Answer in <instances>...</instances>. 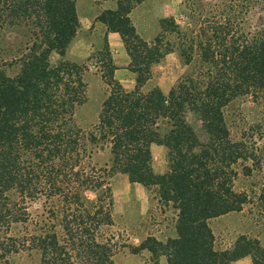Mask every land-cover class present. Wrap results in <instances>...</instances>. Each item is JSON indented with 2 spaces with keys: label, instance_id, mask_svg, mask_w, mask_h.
<instances>
[{
  "label": "trees",
  "instance_id": "obj_1",
  "mask_svg": "<svg viewBox=\"0 0 264 264\" xmlns=\"http://www.w3.org/2000/svg\"><path fill=\"white\" fill-rule=\"evenodd\" d=\"M144 1L120 0L96 18L120 36L135 85L127 91L114 78L105 42L87 61L96 59L109 92L85 132L75 116L86 99L88 65L66 59L79 29L74 0H0V262L33 252L38 264H115L116 243L101 229L113 224L108 180L120 173L176 212V238L148 237L139 246L153 258L231 264L249 256L264 264V250L245 237L217 249L208 225L246 204L233 187L238 168L249 175L264 165L259 148L233 140L224 119L234 100L264 99V25H247L264 0H181L186 22L160 19L151 41L130 19ZM10 31L22 39L17 49L2 46ZM170 53L192 70L167 95L144 90ZM261 128L248 135L264 136ZM99 144L109 149L108 168L92 164ZM151 145L166 150L162 175L153 171Z\"/></svg>",
  "mask_w": 264,
  "mask_h": 264
},
{
  "label": "rangeland",
  "instance_id": "obj_2",
  "mask_svg": "<svg viewBox=\"0 0 264 264\" xmlns=\"http://www.w3.org/2000/svg\"><path fill=\"white\" fill-rule=\"evenodd\" d=\"M76 1L74 0L76 11L79 8L81 13L85 11V4L90 5L93 0H78L80 6L76 5ZM103 2L104 0L93 3L98 7ZM113 3L109 0L107 6ZM180 5L181 0H145L133 9L130 19L139 35L151 41L159 34L160 19L171 17L181 24L186 22L184 15L180 13ZM103 11L105 10H100L99 14ZM247 25L252 31L263 26L264 10L260 8L251 10L247 15ZM96 37V33L93 35L91 32L90 34L81 32L78 36L79 40L91 42ZM95 43L98 46L93 50L90 49L86 58L74 61L88 65L86 99L75 116L77 126L85 132L90 131L96 124L101 104L109 92L108 86L101 79L100 72L94 67L96 59L87 61L90 56L103 49L104 41L98 40ZM3 44L17 49L22 44V39L16 32H6L2 46ZM71 58L73 57L66 54L67 60L72 61ZM57 60L56 54L50 56L52 64ZM191 70L190 67L181 64L176 53H170L153 66L151 80L145 85L144 90L156 87L167 95L176 80ZM119 79L127 85H131L132 82L135 85L134 76L130 72L119 75ZM224 119L231 138L245 141L249 146H253L254 143L261 151L264 162V136L248 135L253 126L261 125V129H264V99L256 100L251 97L236 99L224 110ZM198 133L201 137V132ZM150 152L154 173L164 174L167 169L166 150L154 147ZM109 159L107 146L99 144L94 148L91 158L93 165L98 168H108ZM108 183L113 199V224L102 228L101 231L106 238L112 237L116 243L117 249L113 257L115 264H162L160 257L153 258L149 251L139 249V246L148 237L160 239L162 235L159 234L160 229L166 224L170 225L174 220L175 211L171 207L158 204L153 191L148 192L141 185L130 182L126 175L115 173L109 178ZM233 187L236 192L247 195V202L240 212L229 213L208 222L214 235L215 247L230 248L237 239L245 237L247 240L256 241L258 249L264 250V165L258 170H253L249 175L239 167ZM88 197L94 199L92 194H88ZM30 211L34 212V208ZM0 264H38V256L33 252H21L9 256Z\"/></svg>",
  "mask_w": 264,
  "mask_h": 264
},
{
  "label": "crops",
  "instance_id": "obj_3",
  "mask_svg": "<svg viewBox=\"0 0 264 264\" xmlns=\"http://www.w3.org/2000/svg\"><path fill=\"white\" fill-rule=\"evenodd\" d=\"M95 1H102V0H93L92 4L90 5L86 3L85 11L81 13L79 12V8H77L79 29H78L75 39L73 40L66 54L73 57L71 58L72 61H81L87 57L88 53L90 52V49L93 50L98 46L96 45L95 42H97L98 40L104 41V43L106 42L108 45V49L111 54L114 66L116 67L114 78L118 80L120 85L125 90L130 91L134 88L133 82L131 85L129 84L127 85L122 79H119V75L122 76V74L126 72H130L128 70V65H129L130 60L126 53L124 44L118 34L108 32L106 27L96 20L100 10H114L116 8V3L120 0H112V2L114 3L109 6H107V3H109V0H104L102 4L98 5V7H97V4H94ZM76 5H79L78 0L76 1ZM100 6L102 8H100ZM81 32H85L88 34H90L91 32L93 35L96 33L97 37L92 42L89 40L82 41V40H79L78 38ZM97 32H98V35H97ZM154 147L163 148L161 146L151 145L150 150L152 151ZM176 219L177 217H176V212H175L174 220H172L169 226H167V224L165 226H162L159 232V234L160 233L162 234L161 238L159 239L156 237L157 240L161 242H166V240L169 238L170 239L176 238V230H175ZM160 259L162 260V264H167L166 257L160 256ZM231 264H252V259L251 257L246 256Z\"/></svg>",
  "mask_w": 264,
  "mask_h": 264
}]
</instances>
